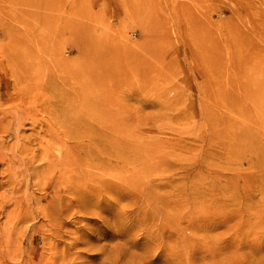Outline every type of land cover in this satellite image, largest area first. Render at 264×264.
Returning <instances> with one entry per match:
<instances>
[{
    "label": "rangeland",
    "instance_id": "rangeland-1",
    "mask_svg": "<svg viewBox=\"0 0 264 264\" xmlns=\"http://www.w3.org/2000/svg\"><path fill=\"white\" fill-rule=\"evenodd\" d=\"M0 264H264V0H0Z\"/></svg>",
    "mask_w": 264,
    "mask_h": 264
},
{
    "label": "bare ground",
    "instance_id": "bare-ground-1",
    "mask_svg": "<svg viewBox=\"0 0 264 264\" xmlns=\"http://www.w3.org/2000/svg\"><path fill=\"white\" fill-rule=\"evenodd\" d=\"M64 159H68V158H64Z\"/></svg>",
    "mask_w": 264,
    "mask_h": 264
}]
</instances>
